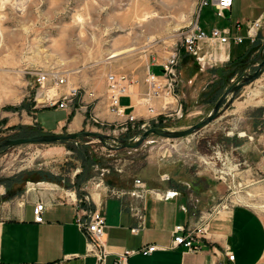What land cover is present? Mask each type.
I'll use <instances>...</instances> for the list:
<instances>
[{"label": "rangeland", "instance_id": "1", "mask_svg": "<svg viewBox=\"0 0 264 264\" xmlns=\"http://www.w3.org/2000/svg\"><path fill=\"white\" fill-rule=\"evenodd\" d=\"M198 2L0 0V140L35 135L28 132L43 133L34 121L28 124L25 120H30L35 109L44 107L43 98L37 94L35 73L50 70L65 72L68 81L78 87L84 115L79 131L124 139L137 135L135 131L113 134L115 128L123 126V118L109 120L99 114L97 104L105 97V74H129L135 83L143 80L148 64L159 62L178 44L181 30L197 17ZM263 3L264 0H234L232 9L224 11L222 17L208 4L199 11V22L205 28L222 27L234 17L252 18ZM245 43L233 45L232 55L242 53ZM114 51L120 53L109 57ZM262 59L264 29L247 50L214 72L179 62L184 84H180L178 93L185 114L157 126L183 129L194 124L212 110L237 77L252 73ZM154 71L158 73L160 69ZM83 95L89 97L88 103L83 101ZM71 106L79 107L76 100ZM40 117L46 121L52 118L50 114ZM113 141L108 142L114 144ZM57 143L65 144L72 158L67 162L69 172L63 174L65 182L70 181L72 168L79 170L75 168L78 164L80 171L74 181L91 175L89 185H93L92 180L103 173L105 184L124 189L136 180L161 187L157 178L163 173L191 180L203 174L222 181L221 196H211L213 204L206 211L210 213L211 206L220 200L224 208L233 202L248 206L264 230V69L237 91L222 114L184 137L150 135L136 148L119 150H108L93 137L0 148L5 167L13 173L7 181L20 178L23 167L35 170L34 166L44 158L42 150ZM74 181L69 184L75 185ZM252 264H264V252Z\"/></svg>", "mask_w": 264, "mask_h": 264}, {"label": "crops", "instance_id": "2", "mask_svg": "<svg viewBox=\"0 0 264 264\" xmlns=\"http://www.w3.org/2000/svg\"><path fill=\"white\" fill-rule=\"evenodd\" d=\"M233 3L234 0L227 10L232 9ZM263 9L264 3L258 7L256 15L252 18L234 17L225 26H231L233 33L244 35L246 22L256 18ZM235 22L240 23L238 31L234 30ZM263 29L264 20L255 41L261 36ZM245 41L243 52L255 42L244 39L241 43ZM238 44L231 43L229 46L230 61L243 53L232 55V46ZM180 62L195 65L188 55H183ZM148 66L153 71L160 69L156 62ZM222 66L209 71L214 72ZM160 72L161 70L158 74ZM181 83L184 84L183 81ZM144 91L145 84L141 80L134 84L132 93L119 97V104L124 108V117L134 114L139 120L151 118L146 106L140 103ZM88 98L87 95L82 97L87 103ZM105 98L106 94L98 102L97 108L101 109L99 114L102 117L112 120L116 115L106 108ZM122 98L125 102H121ZM79 99L77 96L74 98L79 107L37 108L25 123L31 124L34 121L35 126L42 132L79 131L84 122ZM153 103L157 107L159 101L154 100ZM102 104H105L106 111L101 108L104 107ZM41 114H50L52 118L46 121L40 117ZM174 128L176 127H171ZM42 152L44 158L34 166L35 170H26L27 168L23 167L21 177L10 182L7 180L13 173L5 167L6 163L0 156V264H94L92 256L84 255L86 237L75 221V200L84 195L89 196L90 202L83 205L97 207L105 216L103 239L110 252L106 264H116L114 252L137 249L151 243L171 244L174 225L183 224L188 218L195 220L199 214L207 216V207L213 204L211 196H221L222 192V181L199 174L192 176V180L170 176V180L165 182L157 178L161 184L158 188L177 191L169 200L154 198L150 194H147L143 201L130 196H107L94 185H89L91 175L86 179L74 181V176L80 171L79 164L75 167L79 170H70V181H74L75 185L69 184L70 181L65 182L66 177L63 174L69 172L66 168L69 159H72L65 144L47 146ZM38 201L44 202L42 222L33 220V208ZM129 205L135 208L144 206L143 223L136 233L131 232L130 228L139 225V220L131 212ZM206 227V233L198 240L200 249L197 252H188L181 245L158 248L148 255L132 254L127 257L125 264H252L259 260L264 252L262 222L248 206L233 202L229 207L210 215ZM226 249L234 254L233 261L227 258Z\"/></svg>", "mask_w": 264, "mask_h": 264}, {"label": "built area", "instance_id": "3", "mask_svg": "<svg viewBox=\"0 0 264 264\" xmlns=\"http://www.w3.org/2000/svg\"><path fill=\"white\" fill-rule=\"evenodd\" d=\"M208 4L213 6L217 16L222 17L224 11L231 7L232 0H199L197 17L190 20L188 25L181 30L179 42L170 50L169 54L156 62L160 66L161 72L158 74L147 66L143 78L145 91L140 97V103L146 106L151 118L139 120L134 114H128L124 117V108L119 104V97L132 93V87L136 81L129 74H117L115 72L105 74L107 109L110 113L123 118V126L119 129L115 128L112 131L113 134L135 131L137 135H132V138H138L141 132L147 128L157 126L165 120L179 119L185 114L181 96L178 93V88L182 82L178 66L183 55L190 56L198 69L205 71L224 65L229 60L228 50L231 43L238 44L243 42L244 39H248L250 42L255 41L264 20V9L256 18L246 22L245 34L240 35L233 33L231 26L203 27L199 22V11ZM233 27L235 31H238L241 26L239 22H235ZM35 83L39 88L37 94H40L43 98L41 102L43 106L66 109L79 93L78 87L69 82L67 75L62 71H38L35 73ZM154 100L159 101L157 107L154 106ZM113 142L117 144L115 141ZM102 176L103 173H100L96 181L92 180V184L95 188H100L99 190L107 196L119 198L130 196L143 201L147 194L163 200H169L177 194L176 190L170 188L150 187L143 180H136L127 189L115 188L105 184L102 181ZM159 179L167 182L170 180V176L163 173L159 176ZM75 201L77 205L75 221L86 237L84 255L92 256L94 264H106L110 252L103 239L106 225L105 216L99 208L83 205L90 202L88 195H84ZM43 207V201L36 202L33 208V220L35 222L43 221ZM221 208H224L223 200L211 206V211L208 212L207 216L204 217L199 214L195 220L188 218L183 224H175L171 231V244L169 245L151 243L137 249H123L114 252L116 254L115 263L125 264L127 257L132 254L148 255L158 248L165 249L179 245L185 247L188 252H197L200 249L198 240L206 233L209 216L214 212H218ZM129 209L139 220V225L130 228L131 232L136 233L143 223L144 206L135 208L129 205ZM183 209L188 211L185 207ZM225 254L230 261L234 260V254L230 250L226 249Z\"/></svg>", "mask_w": 264, "mask_h": 264}, {"label": "water", "instance_id": "4", "mask_svg": "<svg viewBox=\"0 0 264 264\" xmlns=\"http://www.w3.org/2000/svg\"><path fill=\"white\" fill-rule=\"evenodd\" d=\"M263 69H264V59L261 60L257 68L252 73H245L237 77L220 95L218 100L215 102L212 110L207 115L199 119L194 124H191L190 126L183 129H168L159 126H152L142 131L138 138H129V139L111 137L107 134L92 132V131L59 132V133L43 132L40 134H35L30 136L1 139L0 148L14 147L17 145L27 144V143H53V142L75 140L79 138L93 137L96 138L106 149L119 150L124 148H136L141 144H143V142L147 140L150 135H156L171 139L184 137L204 127L212 120H214L216 117H218L220 114H222L228 103L232 101V98L237 93V91L242 86L247 85L253 80H255L260 75ZM228 96L230 97L227 98ZM110 139L114 140L117 144L114 145L112 143H109L108 141Z\"/></svg>", "mask_w": 264, "mask_h": 264}, {"label": "bare ground", "instance_id": "5", "mask_svg": "<svg viewBox=\"0 0 264 264\" xmlns=\"http://www.w3.org/2000/svg\"><path fill=\"white\" fill-rule=\"evenodd\" d=\"M24 5V4H23ZM152 38L151 37H149V40H151ZM130 49H132V48H129V49H127V50H130ZM120 53V51H114L113 53H111L110 55H109V57H113V56H116L117 54H119ZM240 134H243L242 132L240 133ZM146 141V140H145ZM144 141V142H145ZM222 209V208H221ZM219 212V211H218Z\"/></svg>", "mask_w": 264, "mask_h": 264}, {"label": "trees", "instance_id": "6", "mask_svg": "<svg viewBox=\"0 0 264 264\" xmlns=\"http://www.w3.org/2000/svg\"><path fill=\"white\" fill-rule=\"evenodd\" d=\"M36 133L28 132V134H36ZM61 142H64V141H61ZM92 162H93V160L90 162V164H92Z\"/></svg>", "mask_w": 264, "mask_h": 264}]
</instances>
